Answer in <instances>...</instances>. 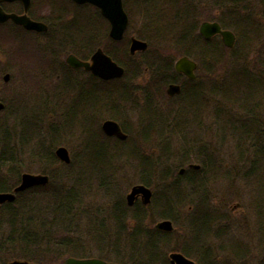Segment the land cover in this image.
Listing matches in <instances>:
<instances>
[{
	"label": "rangeland",
	"instance_id": "374dc122",
	"mask_svg": "<svg viewBox=\"0 0 264 264\" xmlns=\"http://www.w3.org/2000/svg\"><path fill=\"white\" fill-rule=\"evenodd\" d=\"M144 1L124 0L130 19L126 39L137 38L149 44L146 52L135 55H130L129 49L126 53V46L115 45L109 35L97 33L98 45L94 46L85 42L88 32L70 31L68 26L75 24L78 15L82 25H93L98 32L108 30V25L101 21L96 27V9L80 8L69 0L34 1L35 19L51 28L46 33L32 35L15 28L2 29L8 38L4 43L7 51L0 52V99L8 103V110L0 113V137L8 135L11 141L0 146V156L17 162L4 160L0 177L6 180V186L10 185L8 189H13L23 173L48 170L37 156L42 140H54L56 147L65 146L75 162L69 169H56L54 180L24 196V205L19 202L12 211L21 214L25 209L21 207L29 205L32 208L26 211L28 214L24 212L26 218L32 217L37 225L52 223L55 218L51 213L59 197L75 190L77 182L82 185V191L76 189L73 200L58 212L63 223L58 218L54 224L57 230L50 233L56 240L51 249L57 254L39 257L35 263L63 264L74 256L141 263L147 254L146 233L155 229L165 210L173 215L175 230L158 248L160 260L154 264H166L165 259L174 250H185L198 259L206 250L209 255L201 258L202 264H264V0H232L231 5L223 1L229 10L221 16H215L214 4L205 0ZM219 19L234 25L227 28L239 38L233 49L221 48L218 61L196 51L199 49L192 46L195 35L188 36L186 45L178 44L186 24L199 32L203 21ZM182 24L185 27L181 28ZM99 48L116 51L126 64L121 63L128 77L106 83L95 79L96 83L88 73L66 64L70 54L91 57ZM190 49V56L199 63L196 82L202 85L200 106L204 107L202 120L199 115L193 122V112L187 120L191 109L178 111L182 98L173 103L166 94L167 87L155 82L159 79L155 69L175 64ZM164 73L165 77L174 76L167 69ZM6 74H10L8 82L4 81ZM94 85L103 86L97 89ZM106 119L124 125L129 141L123 145L109 140V155L102 158L95 155V150L87 155V135L94 131L86 134L85 129L89 123L96 127L97 122L101 125ZM23 132L26 135L21 142ZM116 147L126 152L136 150L140 157L154 163L150 174L153 172L155 178L150 187L155 200L144 211L143 221L135 219L134 209L128 208L126 202L132 187L142 183L140 170L137 162L120 155ZM95 158H99L97 163L111 165L102 169L95 165ZM189 163L201 167L204 164L207 169L185 177L180 182V192L169 193L165 185L176 182L180 168ZM81 173L83 179L79 181ZM47 193L52 195L51 200L43 198ZM189 197L195 199L191 212ZM29 198L34 200L27 202ZM122 203L120 209L126 214L120 219L116 207ZM205 205L213 221L207 228L196 225L195 232L191 221L197 223L199 218L192 219L191 215ZM10 217L2 207L0 240L10 235L17 239L21 230L15 231L9 225ZM25 231L30 230L25 226ZM198 235L202 239H195L194 247L191 238ZM17 242L9 245L15 251L23 247ZM114 246L121 248L124 255L110 253ZM188 248L198 251L190 252ZM12 249H1L0 264L19 259Z\"/></svg>",
	"mask_w": 264,
	"mask_h": 264
},
{
	"label": "trees",
	"instance_id": "16d2710c",
	"mask_svg": "<svg viewBox=\"0 0 264 264\" xmlns=\"http://www.w3.org/2000/svg\"><path fill=\"white\" fill-rule=\"evenodd\" d=\"M34 1L35 0H33V4L35 3ZM263 3H264V1H263ZM3 7L7 11L19 12V13L23 12V8H22L20 3L3 4ZM186 13H187V11H185V13H184V20L185 21L187 20V16H186L187 14ZM30 14H31V16L33 18H35L34 13H33V6H32V8L30 10ZM95 17L97 19L95 24H94L96 27L98 25V22H100V24L102 22L103 23L105 22V20L102 18V16L98 12V10L96 11V16ZM80 20H81V17L79 18V16H78V19L75 20V22H74L75 24H73V23L70 24L68 26V28L71 27L70 31H73V30L75 31L76 30V31H79L81 34H83V33L86 34L88 32V41H85L87 44H89L90 40H92L91 44H94V46L98 45V41H96L98 39V38H96L97 33L102 34L101 36H103V34H104V35H106L108 37V30L106 28L104 29L103 32H98V31H96V28L93 27V25H82ZM180 20H181V18H180ZM218 21H220L224 25V27L235 28L234 25H228V24H226L225 22H223L220 19ZM176 23H178V21H176ZM176 23L175 24L173 23V24L176 25ZM238 24H240V23H238ZM238 24H237V26H238ZM179 25H181V24L179 23ZM3 27H9V28H12V29L15 28L16 31L17 30L18 31L22 30V32H26L22 28L17 27L16 25L12 24L11 22L7 23V24H4V25H0V28H1V30H0V52L1 51H7L6 50L7 46H5V44H6L5 43V39H7L8 37H5L3 35V31H2ZM172 27H175V26H172ZM183 27H185V25L182 24L181 28H183ZM185 28H189L187 26V24H186ZM185 28L183 30H181V32H180V34H182V35L180 37V40H178V44L183 45V46L186 45L188 36L189 35H195L196 36V40H195V43L192 46L194 48H198L199 49V50H196V49L195 50L198 51L201 56H206L207 58L213 59V60H216V61H218L221 58V56H222L221 54L223 53L221 48L223 46H222V44L220 43L219 40H217V39L205 40V39H203L200 36V34H199V32H197L196 28H189L190 30H187ZM92 31H94L95 34H92ZM159 32L162 33L161 31H159ZM18 34H19V32H16V35H18ZM73 37L76 39L75 36H73ZM129 42H130L129 39H125V41H123V42H119V43L114 42V43H115V45L120 44L124 48L126 46V48H127L126 49V53H127V50L129 48ZM78 43L80 44L81 41L78 40ZM106 52L108 54H110L120 64L122 63L123 65L126 66V64L123 61H121L120 58H118V55L116 54V51L107 50ZM190 52H193L192 49L187 50V54L186 55H188L189 57H192V56H190V55H192V54H190ZM127 56H128V54H127ZM163 67H164V64H162L160 67H158V69H155V73L158 74L159 77L164 76L163 81L158 82V85H162V84L166 85L168 82L174 81V79H175L174 76H176V74L174 72L173 63L167 65L166 67H164V69H163ZM165 68L169 72H171V74H173L174 76L165 77V75H167L166 73H164V71L166 70ZM126 77H128V70L127 69H126V74H125L124 79ZM158 85H157V88H159ZM187 90L184 89L183 95H186V96L190 95V100H192V102L195 101V104L200 106V98H201L200 96L201 95L199 93V91H200L199 88H198L197 92L193 91V94L188 93L189 91H187ZM121 93H123V92H121ZM0 101H3V100L0 99ZM3 102L5 103V108L2 111L4 113V112H6L8 110V103L5 102V101H3ZM187 103H188V101H187ZM187 106H189V105L187 104V105H184L183 107H179L180 109L178 111L183 113ZM86 123H87V120H86ZM90 124L91 123H89L88 130L85 129V132H86V134H88V132L91 131V130H93L94 132H89V135H87V141H86V145H85V147H86L85 150H86V154L87 155H90L91 151L95 150V155L96 156H101L100 158H102L105 155H109V152L107 151V149L109 147L108 146L109 143H107V142L109 140L110 141L112 140V141H115L117 143L126 145V143L130 139V135H129V137H128V139L126 141H120V140L115 139V138L107 137L104 134V132L102 131L101 125H99L98 122L96 124L97 125L96 127H94L95 126L94 124H91V125ZM122 127H123V129L125 128L124 125ZM125 129H124V131L126 133H128L127 129L126 130ZM25 135L26 134L23 132L22 136H21V142L24 140L23 138L25 137ZM94 140H96V141H94ZM10 141H11V137L8 136V135H5L4 138L0 137V146L1 145L7 146L10 143ZM43 142H45V143H43ZM55 142L56 141L52 140L49 143V142H47V140H44V141L42 140L40 142L41 145L38 148L41 152L37 153V156L40 159V161L43 162V164L46 166V168H49L48 170L47 169L44 170L43 173L48 174L50 176V182L52 180H54L55 177H57L56 172H55L56 169H60V167H62L64 169H69L75 163L74 160H72V163L70 165H66L61 160L58 159V157L55 154V149H56V145H57ZM93 143H94V146L92 145ZM49 145H52L53 148H50ZM117 149L121 150L120 151V155L121 154L122 155L123 154L126 155L129 159H132L135 162V164L137 162V166H138V168L140 170L141 177H142L141 182L143 184L151 186L152 182H153V179L155 178V177H153V172L150 174V171L152 170V168L154 166V163L151 162V159L145 158V157H140V155L137 154L136 150L135 151L126 152L122 148H117ZM92 159H93V157H92ZM4 160H6L5 157L3 155H1L0 156V161H1L0 165H1L2 162H4ZM11 160L12 159L10 158V159H7L6 161H11ZM98 160H99V158H95L93 161H95V163H96L95 165L96 166L99 165V167L102 168V169L104 167L106 169L107 166L111 165V162H110L109 165H107L105 163V166H104V164H102V163H97ZM12 161L15 162V163L17 162L16 159H14ZM127 161L130 162V160H127ZM181 165H183V164H181ZM203 165L201 167V170L207 169ZM113 167H115V166H113ZM185 177H186L185 175H178L177 176L178 179H177L176 182H173V183L169 182L168 184H166L165 187L169 188V190H170L169 191L168 189H166V192L169 191V193H174L173 190L176 191V192H180V190H178L179 187H180V182L184 181ZM82 179H83V173L80 174V180L79 181H81ZM19 181H20V179H19ZM9 186H6V180L3 177H0V192L12 191L13 189H8ZM107 186L108 185H105L106 190H108ZM201 186L202 185H199L197 187L201 188ZM75 187H76V189L82 191L80 189L82 187V185L79 184V182H77ZM75 190L71 189L69 192H67L65 194L66 197H65V195H63L62 198L59 197V200L55 203L56 207L54 208V213L53 212L51 213L52 216L55 218V220L52 223H49V222L45 221L44 223L41 224V222H40L37 225L36 223H33L32 217L26 218L25 214H28V213H26V211H28L29 208H32V206H29V205H27V207L26 206H22L21 207V208H25V209H23L21 214H17L14 211H12L14 209V207L16 206V204L19 203V202H22L23 205H24V196H26V195L28 196V194L33 193L35 191V189L34 190H29L27 192L19 193L18 196H17V199H16V201L14 203L5 204L3 206V208H5L10 213V216H11L10 220H8L9 225L11 227H13L15 229V231H18L20 229L21 230L19 231V233L17 235V239H15V237L13 235H10L8 238H4L3 240H0V251H1V249H5L4 251H7V250H10V249L14 248V247H10L9 245H12V243H14V241H18L17 243L23 245V247H21L18 251H15L14 249H12V250H14V252H16L15 258L28 259V260H31V261H34V262H38V258L39 257L40 258H44V257H48V256L53 255V254H57V253H55V251L53 252V250L51 249L52 244H55L56 240L53 238V236H50V233H52V231L57 230V229H55L57 226H54V224H56V220H58V218H59V213L63 209L66 208L65 205L67 204V202L69 203L70 199L73 200V198H74L73 195H76L75 194ZM46 195H48V196L42 195L43 198L47 197V199H49V197L52 196V195L50 196L48 193ZM33 200L34 199L31 200V198H29L27 200V202H29V201L31 202ZM49 200H51V199H49ZM154 200H155V196H154L153 201ZM148 209H150V206L149 207H144L142 205L136 206L134 208V210H133V213L135 214V217H136L135 219L137 221H143L145 219V212L144 211H147ZM198 209H199V213H197V214H199V217H200V220H201L200 224H205V223L209 224V222H211L213 219H211L212 218V214L208 213L207 206L205 205V207H200ZM33 210H35V209H33ZM24 212H25V214H24ZM29 213H31V210L29 211ZM161 217L162 218L173 219L172 215L168 214L165 210H163V213H162ZM59 221L62 222V221H64V219L59 218ZM25 226L30 231L26 232L25 231ZM42 231H43V234H42ZM138 234H140V232ZM172 235H173V233H166V232H163V231H160V230H157V229H153V231L149 232V234L146 233V238H145L146 239V243H145V246H144V252L147 253V254H145L144 257L141 258V260L143 259L141 261V263H137V264H154V263H157L160 260L159 254H158V251H159L158 248L162 244H164L167 241V239H169V237H171ZM199 236L200 235L195 237L196 241L199 240L198 239ZM2 244H4V245H2ZM44 244H46L45 247H44ZM56 246H58V244H56ZM82 257H85V256H82ZM165 263L168 264V259L167 258L165 259Z\"/></svg>",
	"mask_w": 264,
	"mask_h": 264
},
{
	"label": "water",
	"instance_id": "95a60500",
	"mask_svg": "<svg viewBox=\"0 0 264 264\" xmlns=\"http://www.w3.org/2000/svg\"><path fill=\"white\" fill-rule=\"evenodd\" d=\"M78 4H92L98 7L102 15L110 22L111 30L110 36L116 41H121L124 39L125 33L129 26V16L124 9V4L122 0H73ZM21 2L24 12L22 14L18 13H8L1 6L2 3H13ZM32 0H0V24L7 21H12L14 24L23 27L28 31L36 32H47L48 26L43 22L33 20L28 12L30 10ZM200 34L205 39H211L216 35H221L224 45L233 48L236 43V36L230 30H223L221 25L214 21H204L200 25ZM148 48V43L137 38H132L130 45V53L135 54L138 51H145ZM67 63L76 69L85 68L91 71L93 74L102 78L104 80H111L115 78H121L125 74V69L120 66L113 58L107 55L102 48H99L91 57L90 62H84L78 59L75 55H69L67 58ZM198 65L195 61L189 59L188 57H182L176 62V70L189 77L190 79H195V70ZM10 78L9 74L4 77L5 81ZM181 87L176 84H171L168 88V93L171 96L178 94ZM4 108V104L0 103V110ZM102 129L108 136H116L122 140L127 138V134L124 133L118 122L114 120H106ZM56 155L63 162L70 164L71 157L68 149L64 146L58 147L56 150ZM198 168L199 166H193ZM184 169H181L183 173ZM49 182V176L44 174H31L24 173L21 178V183L14 189V192H3L0 193V209L1 205L6 202H14L16 200V193L25 191L33 186L46 185ZM138 195H142L143 203L145 205L149 204L152 199V191L145 185H136L132 188V191L127 196V201L130 206L135 203ZM157 227L161 230L168 232L173 231L174 226L172 221L164 220L160 222ZM172 264H195L193 261L189 260L180 253H174L171 255ZM8 264H35L29 261L15 260ZM64 264H118L113 262H106L97 258L89 259H77L68 258Z\"/></svg>",
	"mask_w": 264,
	"mask_h": 264
},
{
	"label": "flooded vegetation",
	"instance_id": "af4514ba",
	"mask_svg": "<svg viewBox=\"0 0 264 264\" xmlns=\"http://www.w3.org/2000/svg\"><path fill=\"white\" fill-rule=\"evenodd\" d=\"M205 1H207V2H212L213 4H214V12H215V16H221V15H223L226 11H228L229 9H228V7H225V6H223V1H225L226 3H230V5L232 4V0H205ZM152 3L153 1L152 0H145L144 1V3ZM203 2V1H202ZM109 29H110V26H109ZM108 33H109V30H108ZM235 35H236V44L238 43V38H239V36H238V34H236L235 33ZM217 38L222 42V38H221V36H217ZM91 42H92V40H90V42H89V44H91ZM223 43V42H222ZM88 44V45H89ZM82 47H85L84 45H82ZM92 47V46H91ZM91 47H90V49H91ZM92 55H93V53H92ZM91 55V56H92ZM77 57H79L81 60H83V61H89L90 60V56H87V57H81V56H78V55H76ZM71 68V67H70ZM73 69V68H72ZM73 70H75V69H73ZM75 71H80V72H83V73H88L89 74V76H90V79H93L94 80V82H96L97 83V81H95V79L97 80V78L92 74V73H90V72H87V71H85V69L84 68H82V69H78V70H75ZM178 75V77L179 78H181V80L182 81H179V82H177V81H175V82H172V83H176V84H178L180 87H181V90H180V92H179V94H176V95H174V96H168L169 97V100L170 101H172L173 103H175V101H177V100H179L180 98H182V100H183V103H182V105L180 106V107H183L184 105H189V106H187L186 108H185V111H187L188 109H191V110H189V113H188V117H187V120L189 119V117H191L190 116V114L193 112L194 113V117L192 118L191 117V122H193L192 120H194V118H195V116H199L200 115V120H202V117H203V112H204V107L203 106H199V107H197L198 105H196L195 104V101L194 102H192V100H190V95H183V91H184V89H188L187 91H189L188 93H190V94H193V91H195V92H197V90H198V87H200V92H201V94L203 95V89H202V85H200V84H197V82H196V80H197V78L195 79V80H191V79H189V78H187L186 76H184V75H182V74H177ZM197 77H198V75H197ZM163 78H164V76H162V77H159V79H157L155 82L157 83V82H161V81H163ZM102 81V80H101ZM93 84V83H92ZM171 83H169L168 85H170ZM103 86V85H102ZM94 87H95V85H94ZM95 88H97V89H99L100 87H95ZM191 91V92H190ZM187 101H188V103H187ZM200 103H201V99H200ZM90 111H91V109H90ZM200 172H202V170H201V166H200V168H188V169H186L185 171H184V174L183 175H185L186 177H188V178H190V175H197V174H199ZM193 182V179H191V180H189V183H192ZM200 190H201V192H203V188H202V186H201V188H199ZM201 195H203V193L201 194ZM189 199V201H190V203H192V204H190V212L193 210V206H194V203H195V199L194 198H192V197H189L188 198ZM124 203V202H123ZM123 203L122 204H117V207H116V210L117 211H119L118 213H117V217H119L120 219H122V217L126 214V211L124 210V209H120V206L121 205H123ZM141 204H143L142 203V198L141 197H138L137 198V201L135 202V204L133 205V206H131L130 208H132V209H134L135 207L134 206H140ZM207 207H208V205H206ZM127 207V206H126ZM208 209V208H207ZM193 213H195L196 215H191V217H192V219L194 218H199L198 219V221H197V223H196V221L195 220H193V221H191V227H192V229L195 231V232H198V230H197V228H196V225H198V226H201V227H204L205 228V226H203V224H200L201 223V220H200V217H198L197 216V213H199V209L197 208V209H195V211H193ZM192 214V213H191ZM210 214H212V213H210ZM124 219V218H123ZM134 220V219H133ZM135 221V220H134ZM200 221V222H199ZM136 222V221H135ZM193 222H194V225H193ZM137 223V222H136ZM196 223V224H195ZM207 226H208V224L207 223H205ZM255 224V223H254ZM122 226V225H121ZM259 228V227H258ZM258 231H259V229H258ZM103 232H104V234H105V231L103 230ZM116 232H118V231H116ZM201 232V231H200ZM199 238L200 239H202V237L201 236H199ZM121 244V243H120ZM191 244H192V246H194L195 247V237L194 238H191ZM201 245H202V243H201ZM197 247V246H196ZM189 249V248H188ZM190 250V252L191 251H193L194 250V252H197L198 250L196 249V248H192V249H189ZM175 252H178V253H181V254H183L185 257H187V258H189V259H191V260H193L194 262H196L197 264H202L203 263V260H201V258H203L204 256L206 257L207 255H209V253H208V251H204V252H202V254H203V256L202 257H199V259L197 258V257H195L194 258V256L193 255H191L189 252H187V251H183V250H174V251H172V252H170V254H169V257H170V255H171V253H175ZM110 253H114L115 255H124L123 253H122V250H121V248H118L117 246H114L113 247V249H111L110 250ZM103 258V257H102ZM106 260H108V261H110L109 259H106ZM169 264H172V261L171 260H169ZM238 264H245L244 263V261H242V262H240V263H238Z\"/></svg>",
	"mask_w": 264,
	"mask_h": 264
},
{
	"label": "bare ground",
	"instance_id": "6f19581e",
	"mask_svg": "<svg viewBox=\"0 0 264 264\" xmlns=\"http://www.w3.org/2000/svg\"><path fill=\"white\" fill-rule=\"evenodd\" d=\"M198 91V90H197ZM199 93H200V95H201V92L199 91ZM0 103H3V101H0ZM158 108H159V105L157 106ZM197 107H199V106H197ZM168 213V212H167ZM168 214H170V213H168ZM170 215H172V214H170ZM172 217H173V215H172ZM203 226H205V228H207V225L206 224H203Z\"/></svg>",
	"mask_w": 264,
	"mask_h": 264
}]
</instances>
